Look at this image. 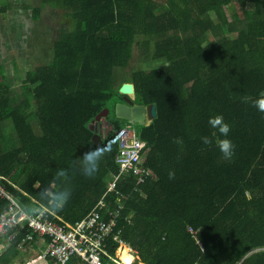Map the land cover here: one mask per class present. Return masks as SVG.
Here are the masks:
<instances>
[{"label":"trees","instance_id":"16d2710c","mask_svg":"<svg viewBox=\"0 0 264 264\" xmlns=\"http://www.w3.org/2000/svg\"><path fill=\"white\" fill-rule=\"evenodd\" d=\"M40 4L63 10L61 17L69 21L51 61L28 72L20 92L0 83L5 189L21 206L38 207L41 190L68 187L67 203L49 214L76 224L119 174L117 131L136 125L146 143L140 168L149 176L141 185L132 175L124 177L117 193L129 197L119 218L121 238L140 262L264 264V113L244 102L264 93V0ZM136 51L158 64L123 82L134 84L135 104L156 106L157 117L142 126L115 115V101L123 98L115 72L128 69ZM106 109L109 114L97 119ZM217 115L230 125L231 159L217 146L225 137L208 123ZM104 120L114 127L106 134L99 129ZM201 137L212 143L203 144ZM100 146L108 152L95 175L85 177L79 162ZM62 169L69 172L67 183L56 181ZM118 201L108 196L110 210ZM9 204L0 198V213ZM25 234L20 230L9 251H16ZM110 245L113 253L118 247Z\"/></svg>","mask_w":264,"mask_h":264},{"label":"built area","instance_id":"2783aa9c","mask_svg":"<svg viewBox=\"0 0 264 264\" xmlns=\"http://www.w3.org/2000/svg\"><path fill=\"white\" fill-rule=\"evenodd\" d=\"M119 137V151L116 163L119 174L107 185L106 194L96 203L87 216L76 224L58 222L49 212L25 217L15 210L21 205L0 183V198L7 199L10 204L0 213V235L6 236L9 243L17 240L20 230L25 235L19 242L18 250L25 251V246L35 243L37 236L45 240V250L35 260L24 264H36L37 261H51L56 264H72L75 259H81L86 264H135L137 253L128 246L129 256L125 261L118 255L112 256L110 244H115L118 250L127 247L121 238L119 218L125 207L127 197L117 193L121 180L133 176L137 185L143 184L149 173L140 168L146 143L139 138L136 128L127 124L117 131ZM115 194L118 197V207L110 210L107 197ZM189 232L196 236V231ZM202 248V245H199ZM261 251H264L261 250Z\"/></svg>","mask_w":264,"mask_h":264},{"label":"crops","instance_id":"0c3cea01","mask_svg":"<svg viewBox=\"0 0 264 264\" xmlns=\"http://www.w3.org/2000/svg\"><path fill=\"white\" fill-rule=\"evenodd\" d=\"M63 14L64 11L58 8L48 5L41 7L40 0H0V70L4 68V73L0 71V83L3 82L2 84L9 87L10 91L15 93L20 92L28 73L23 66L19 68L16 65L17 63H14L16 62V57H20L21 53L38 54L39 48L37 45H39L41 39L51 46L52 51L54 42L59 38L61 32L60 25L63 24V19L60 16ZM49 30L51 32L44 36V32H49ZM55 30L58 31V35H53L54 32H57ZM6 51H8L7 54ZM49 55L52 56L51 53ZM111 181L109 180V182ZM125 197L129 198L128 196ZM45 243V240L41 236H37L34 244L25 246V251L21 252L16 247V251L13 252L11 250L12 253H9L11 252L9 250L12 248L13 243H9L6 236L0 235V258L7 256L6 264H24L25 262L35 260L41 255L45 250ZM109 252L112 256L118 255L119 257H124V261L129 256L128 245L122 248V250L115 249L113 253L112 251ZM124 252H127V254ZM135 252L137 253L134 256L135 264H142L138 252ZM11 255L15 256L11 257ZM9 257L11 261H9ZM105 260L106 263L112 264L108 259ZM241 263H235L232 259L229 262V264ZM36 264L56 263L45 260L37 261ZM72 264L86 263L81 261V259H75Z\"/></svg>","mask_w":264,"mask_h":264},{"label":"clouds","instance_id":"9594fccd","mask_svg":"<svg viewBox=\"0 0 264 264\" xmlns=\"http://www.w3.org/2000/svg\"><path fill=\"white\" fill-rule=\"evenodd\" d=\"M251 101L252 105L260 112L264 113V93H261L260 97L252 100L250 97H245L244 102ZM209 125L213 129H217L221 136L225 137L217 141V146L224 159H231L235 154V145L230 139L228 134L230 132V125L224 121L222 115H217L210 118ZM149 124V123H148ZM202 143L208 145L212 141L208 137H201ZM108 149L106 146L97 147L91 151L85 152L80 160V171L85 177L91 178L99 170L100 161L107 154ZM174 178V172H169V179ZM70 179L68 170H59L56 174V181L67 183ZM71 195V191L68 187H58L56 190L43 189L38 194V200L40 205L34 206H21L15 211L23 213L25 217L40 215L42 212H54L59 211L67 203Z\"/></svg>","mask_w":264,"mask_h":264},{"label":"rangeland","instance_id":"374dc122","mask_svg":"<svg viewBox=\"0 0 264 264\" xmlns=\"http://www.w3.org/2000/svg\"><path fill=\"white\" fill-rule=\"evenodd\" d=\"M232 12H235L233 7H232V10L229 11V13L231 14ZM61 19H63V17H61ZM66 20L63 19V24L60 25L61 27L67 26L69 20L68 19H66ZM55 31H57V30H55ZM60 31H61V29H60ZM64 31H68V28H65ZM50 32H51L50 30H49V32H44V36L49 34ZM53 35H58V31L54 32ZM37 46L39 48L38 54L21 53L22 54L20 56L21 58L19 56H17L16 62H14V63H17L16 65L19 68H21V66H23L28 72L34 71L39 66L46 65L51 60V55H49V53L52 54L51 46L48 45V43L45 40L42 41V39L40 40L39 45H37ZM7 53H8V51H6V54ZM157 65H158L157 63H154L153 61H151V56H148L147 58H144V60H142V58H140L138 56V51H136L134 58H133V61L131 62V65L128 69L116 70V72H115L116 86H119V87L122 86L123 82L125 80L129 79V76L131 75L132 72L151 71V70L157 68ZM122 101H123V98H122ZM110 103H112V102H110ZM117 103H121V101H115V105ZM103 125L105 126L106 122H104ZM134 127H136V125ZM108 131H109L108 129H104L103 133L106 134Z\"/></svg>","mask_w":264,"mask_h":264},{"label":"water","instance_id":"95a60500","mask_svg":"<svg viewBox=\"0 0 264 264\" xmlns=\"http://www.w3.org/2000/svg\"><path fill=\"white\" fill-rule=\"evenodd\" d=\"M119 92L123 95V102L115 105V115L118 119L142 126L151 123L157 117L155 105L135 104V86L133 83H124ZM109 112V109H106L97 119L107 116Z\"/></svg>","mask_w":264,"mask_h":264},{"label":"flooded vegetation","instance_id":"af4514ba","mask_svg":"<svg viewBox=\"0 0 264 264\" xmlns=\"http://www.w3.org/2000/svg\"><path fill=\"white\" fill-rule=\"evenodd\" d=\"M123 102V101H121ZM106 122V125L104 126L103 123ZM110 120H104L101 124V126L99 127V129L104 130V129H108V130H112L114 127L113 125L110 123Z\"/></svg>","mask_w":264,"mask_h":264},{"label":"bare ground","instance_id":"6f19581e","mask_svg":"<svg viewBox=\"0 0 264 264\" xmlns=\"http://www.w3.org/2000/svg\"><path fill=\"white\" fill-rule=\"evenodd\" d=\"M127 254V252H125ZM123 260H124V257H123Z\"/></svg>","mask_w":264,"mask_h":264}]
</instances>
